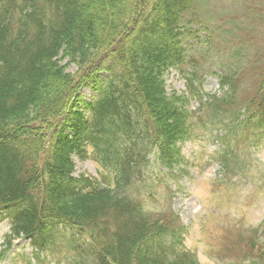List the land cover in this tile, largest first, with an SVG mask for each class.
<instances>
[{
    "label": "trees",
    "instance_id": "16d2710c",
    "mask_svg": "<svg viewBox=\"0 0 264 264\" xmlns=\"http://www.w3.org/2000/svg\"><path fill=\"white\" fill-rule=\"evenodd\" d=\"M194 5L0 0V217L11 220L7 249L24 239L36 262L44 253L66 264H198L174 215L152 206L166 180L158 166L171 177L185 172L179 144L200 123L222 134L218 160L226 178L237 175L240 144L264 138V60L251 61L244 73L257 80L255 88L244 89L241 71L230 70L219 77L222 96L203 100L191 70L189 96L198 99L199 116L185 98L168 96L166 69L198 62L183 48L194 21L184 18ZM70 66L77 70L68 72ZM91 85L98 97L79 106V91ZM74 156L90 157L104 172L100 179L75 177ZM222 250L221 258L236 259L231 264H264V228Z\"/></svg>",
    "mask_w": 264,
    "mask_h": 264
},
{
    "label": "rangeland",
    "instance_id": "374dc122",
    "mask_svg": "<svg viewBox=\"0 0 264 264\" xmlns=\"http://www.w3.org/2000/svg\"><path fill=\"white\" fill-rule=\"evenodd\" d=\"M192 10L194 15L186 14L184 21L194 19L190 27L194 36L186 34L183 48L189 60L198 59L197 64L190 67L204 76L201 97L222 96L224 91L220 89L218 76L233 69L241 71L243 84L239 85L244 89L255 88L257 80L245 77L244 73L251 61L262 63L264 60V0H195ZM238 50L240 56L236 54ZM76 70L75 66L67 69L71 73ZM185 74L177 67L166 69L163 73L165 91L168 96L185 98L186 109L199 116V101L189 96ZM103 79L105 76L99 79L102 84ZM78 97L80 106L82 102L96 100L98 91L86 86ZM199 124L195 135L180 145L184 160L181 170L185 174L179 179L171 178L158 189L159 209L167 210L170 205L178 215L186 227L183 247L196 253L199 264H231L236 259L225 257L227 260L219 263L216 255L224 254L222 249L237 233L247 235L248 230L264 224V139L254 146L240 144V152H243L240 153L243 156L240 170L237 175L224 179L218 162L213 161L215 152L221 148L218 141L221 135L213 129L199 130ZM73 162L75 176L98 178L100 167L92 159L80 160L74 156ZM166 174L163 170L160 176ZM166 196L171 199H164ZM9 226V221L0 217V254ZM33 256L28 242L19 239L13 242L4 258H0V264L68 263L58 262L61 260L58 255L52 258L40 254L43 263L36 262Z\"/></svg>",
    "mask_w": 264,
    "mask_h": 264
}]
</instances>
